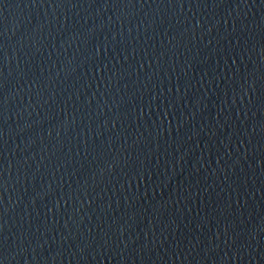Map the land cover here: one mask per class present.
<instances>
[{
    "label": "water",
    "instance_id": "obj_1",
    "mask_svg": "<svg viewBox=\"0 0 264 264\" xmlns=\"http://www.w3.org/2000/svg\"><path fill=\"white\" fill-rule=\"evenodd\" d=\"M0 264H264V0H0Z\"/></svg>",
    "mask_w": 264,
    "mask_h": 264
}]
</instances>
